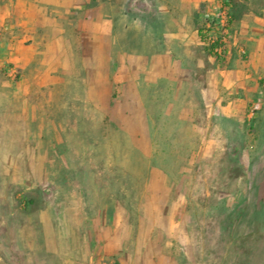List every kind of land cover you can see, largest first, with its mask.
Returning <instances> with one entry per match:
<instances>
[{"label":"rangeland","instance_id":"rangeland-1","mask_svg":"<svg viewBox=\"0 0 264 264\" xmlns=\"http://www.w3.org/2000/svg\"><path fill=\"white\" fill-rule=\"evenodd\" d=\"M101 1L106 55L71 17L0 0V264H113L115 243L123 264H264V37H234L248 5L231 0L218 60L197 31L224 0ZM143 67L176 79L144 70L126 103L118 74Z\"/></svg>","mask_w":264,"mask_h":264},{"label":"crops","instance_id":"crops-1","mask_svg":"<svg viewBox=\"0 0 264 264\" xmlns=\"http://www.w3.org/2000/svg\"><path fill=\"white\" fill-rule=\"evenodd\" d=\"M229 2L231 5V0H224ZM248 5V10L243 13V15L235 22L234 26V37L238 39H245L246 44L251 48L256 44L254 40L261 39L264 37L262 32L264 31V18L259 15L255 8L263 7L264 0H242ZM8 4L10 0H7ZM20 2L23 6H28V4H35L38 7L37 14L40 17L39 21L44 23H54L58 24L60 18L71 17L76 25L78 31H82V38L86 39L83 48H91L90 50H84L83 53L94 54V55H106L110 54L111 44L113 35L112 24L109 19V15L106 13L105 8L102 5L101 0H16V3ZM51 29L50 26H47V31ZM54 38L59 44L60 39L62 38L63 28H55ZM59 34V35H58ZM47 35L52 36V33L47 32ZM257 36L259 38H257ZM235 43V42H234ZM256 49L254 48L252 50ZM255 52V51H253ZM214 57L213 55H210ZM215 58V57H214ZM157 64V63H154ZM153 65V64H152ZM155 66V65H153ZM144 68V69H143ZM138 70H128L123 69L122 72H119L118 76L121 77L118 81L122 83V86H126V92H129V95L126 94L125 102L129 103L133 99L137 92V83L140 78V74L146 71V74L143 75L144 80L155 81L159 77H171V74L167 73V68L162 69L143 67ZM97 81L99 89L102 90V95H107L110 88V81L108 75L104 72L105 67L103 65L96 66ZM239 69L225 70L220 69V83L222 86L229 87L233 85H240L241 82L237 81L238 79H233L231 77H239ZM234 73V75L232 74ZM213 84V82H211ZM107 255H115L116 260L119 264H123L122 258L124 254L123 245L113 244L109 245L106 248ZM137 254L134 253V258Z\"/></svg>","mask_w":264,"mask_h":264},{"label":"built area","instance_id":"built-area-1","mask_svg":"<svg viewBox=\"0 0 264 264\" xmlns=\"http://www.w3.org/2000/svg\"><path fill=\"white\" fill-rule=\"evenodd\" d=\"M226 2V3H225ZM232 30L231 6L227 1H223L220 5V11L215 18L207 20L202 25L201 34L210 42H216L213 47L215 54L223 57L226 53V43ZM202 44L205 39L200 38Z\"/></svg>","mask_w":264,"mask_h":264},{"label":"trees","instance_id":"trees-1","mask_svg":"<svg viewBox=\"0 0 264 264\" xmlns=\"http://www.w3.org/2000/svg\"><path fill=\"white\" fill-rule=\"evenodd\" d=\"M226 3V2H225ZM227 3H229V2H227ZM201 30H202V26H200L199 28H198V31H197V33H198V36L200 37V38H204L205 39V44H204V49H205V51L209 54V55H213L214 57H215V59H218V60H220V59H222V57L220 56V55H218V54H215L214 52H213V47H214V45L216 44V42H210V41H208L207 39H206V37H204L202 34H201ZM113 264H119V262L117 261V260H115L114 262H113Z\"/></svg>","mask_w":264,"mask_h":264}]
</instances>
